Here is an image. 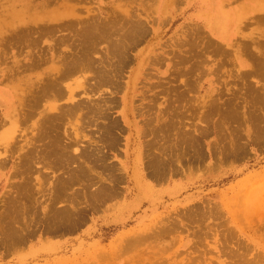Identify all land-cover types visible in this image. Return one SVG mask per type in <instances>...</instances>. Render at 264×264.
<instances>
[{"label": "rangeland", "instance_id": "obj_1", "mask_svg": "<svg viewBox=\"0 0 264 264\" xmlns=\"http://www.w3.org/2000/svg\"><path fill=\"white\" fill-rule=\"evenodd\" d=\"M200 4L216 8L215 13L224 19L225 27L233 36L230 42L211 32L208 20L202 19L210 17L211 12L200 11ZM198 10L202 15L197 14ZM53 11L72 15L63 18L65 24L52 20L48 22L51 25L45 24L39 28L34 24L35 30L31 28V31L23 24L27 16ZM84 20L89 24L93 22L104 26L114 23L112 27L115 30L108 26L106 28L110 33L116 31V34L111 36L112 33L109 35L107 32L109 36L106 33L105 39L97 41L100 43L98 45L93 38L94 45L92 39H83ZM59 23L65 27H60ZM52 24H59V28ZM133 27L135 33H132ZM127 30H131L132 35L135 34L133 38L137 41L139 38V41L131 43L129 37H126L129 41L125 39V36H130L129 31L126 34ZM122 41L126 45L124 42L121 45L128 46V60H121L112 52ZM90 43L93 44L91 47ZM84 55L87 56L86 62L88 60L86 67L82 71L79 68L66 81H59V71L62 72L66 61L72 57L79 60ZM242 60L247 63L242 66H250L248 70L241 68ZM31 62H34L35 68L26 70L25 66ZM263 62L264 0H0V88L6 91L10 89L15 98L18 95L24 99L30 86L33 109H41L34 114L38 125L47 117L45 113L49 112L46 110L59 107V113L73 106L69 99V88L74 91L76 103L83 101L84 105L80 112H76L77 115H61L57 126L54 121H46L40 126L41 129L34 126L36 140L32 139L30 129V147L33 140L37 154L34 161L37 163L35 182L39 187L38 192L19 193L14 187L10 188V183L18 185L21 181L11 176L16 164L21 162L18 154L8 164L12 167L7 175L4 174L9 166L0 169V218L6 216V221L11 219V227L18 228L22 233L25 232V228H22L24 225L27 224L28 228L26 241L21 243H11L0 229V264H264ZM116 63L118 68L115 67ZM102 70L120 75L114 79L115 87L103 82L105 86L101 85ZM55 77L59 79V88L63 89L62 95L57 93V89L56 92L52 90V83L57 82ZM193 78H199V82L207 79L208 96L202 98L201 89L193 90L187 85L193 83L190 82ZM82 82L85 83V90L79 88ZM180 88L187 91L181 92ZM128 92L135 96L137 109L138 104L144 103L139 98L145 95L161 94L166 101L185 94L182 102L187 114L186 111L181 114L180 110H172L167 116H156L152 111H147L146 115L140 116L137 110L136 115L129 118V126L121 111V97ZM177 103H181V99ZM85 105L91 111H86ZM179 106L178 109H181L182 103ZM83 109L90 112L89 116ZM1 110L0 107V128L5 123ZM228 113L235 118L229 119ZM217 120H220L219 123ZM160 121H163L161 132L156 126ZM49 122L51 125L54 123L52 129ZM106 126L114 139L119 141L111 137L104 140L108 139L104 132L108 128ZM49 128L51 130H47ZM0 130L2 132L3 128ZM40 134H44V137L40 138ZM45 135H49L46 140ZM55 136L58 145H61L59 148L56 141H51ZM182 136L188 140L196 136L195 140L198 139L200 145L194 143L200 146L202 158L197 155V148L193 147L195 145L191 141L190 144L187 141L182 143ZM156 137L161 139L157 138L154 142ZM127 139L130 141L128 147ZM23 141L20 138L18 145L24 144ZM111 141L114 147L108 145ZM48 146L49 149L54 146L58 148H55L56 156L64 155L63 148H66L69 157L73 155L78 159L70 162L69 166L64 164L67 162L63 159L65 155L60 161L56 156L51 159L49 155L45 156ZM135 147L143 151L144 160H147L146 157L166 158L172 181L186 184L187 188L170 192L171 195L165 197L156 196V192H148L146 196L144 192H103L97 196L100 193L96 192L98 176L104 177L102 181L112 177L107 175L110 172L89 160L92 155H105L106 161L123 166L127 150L133 157ZM95 148L101 149L96 151ZM0 149L1 152L4 150L3 147ZM32 150L31 147L30 153ZM184 150L189 151L190 155ZM89 155L91 157L88 158ZM49 161L58 164V167H51ZM81 164L88 171L87 174L82 173L83 180L80 178L75 182L68 189L69 192H56L57 187L63 185V178H67L73 170H79L77 166ZM92 165L95 167L92 168ZM80 173L81 170L77 174ZM182 175L186 177L185 180ZM120 180L119 185L127 188L125 179L121 177ZM153 185L155 187L156 184L153 182ZM51 189L54 192H50ZM74 189L76 192H73ZM21 193L31 196L28 195V198ZM12 194L22 197L14 199ZM106 194H110L108 198ZM12 197L13 203L10 202ZM16 199L22 202L16 204ZM23 199H29V202ZM136 199L143 201L139 209L121 211V204ZM15 218H19L20 223Z\"/></svg>", "mask_w": 264, "mask_h": 264}, {"label": "bare ground", "instance_id": "obj_2", "mask_svg": "<svg viewBox=\"0 0 264 264\" xmlns=\"http://www.w3.org/2000/svg\"><path fill=\"white\" fill-rule=\"evenodd\" d=\"M53 1V0H52ZM15 2V1H14ZM19 2V1H18ZM30 2H32V0H30ZM39 4V3H38ZM35 9V8H34ZM199 9H200V11H205V12H207V11H209V12H211V16L210 17H207V16H205V17H203L202 19L203 20H208V22H209V26H210V29H211V32L214 34V35H217V36H219L220 38H222V39H224V40H227L228 42H230L231 40H232V35H231V32H230V30L229 29H227L226 27H225V24H226V22L224 21V19L223 18H220V16H219V14H216L215 13V11H216V8L214 9V7H211V6H209V5H202V4H200L199 5ZM41 11V10H40ZM71 16L72 14H70V13H64V12H60V11H56V12H51V13H46V14H36V15H30V16H27V17H25V19H24V22H23V24L26 26V29L28 30V31H31V30H29V29H31V28H33L34 29V24H35V26H37L38 28H39V26H41V25H45V24H49L48 22L49 21H52V20H58V21H62V22H64V17L66 18V16ZM117 15V14H116ZM208 15V14H207ZM36 16V17H35ZM122 16V15H121ZM116 17V16H115ZM214 17H218V18H214ZM99 18V17H98ZM119 18H121V17H119ZM118 18V19H119ZM127 19V18H126ZM97 21V19L96 20H94V22H96ZM115 21V20H114ZM121 21V20H120ZM140 21V20H139ZM66 22V21H65ZM65 22L64 23H62V24H65ZM83 22V21H82ZM84 22H85V20H84ZM87 22V21H86ZM85 22V23H86ZM90 22L88 21V23H86V26L84 25V23H83V25L85 26L84 27V32L82 33V35H83V39L85 38V39H88V38H90V39H92L93 40V38L95 39V41H96V43H97V41L99 40H101L102 38H104V37H106V36H104V35H106V33L108 32V29L107 28H109V27H112L113 25H114V23H113V25L112 26H109L110 24L109 23H107V24H109V25H107V26H104L103 24H99V23H94V24H92L93 22H91V24H89ZM127 23V22H126ZM60 24V27H61V23H59ZM59 24H52V25H55L57 28L56 29H58L59 28ZM49 25H51V24H49ZM119 25V24H118ZM134 25V24H133ZM63 27H65L64 25H62ZM70 26V25H69ZM120 26V25H119ZM138 26V25H137ZM47 27V26H46ZM46 27H44V28H46ZM107 27V28H106ZM116 27H117V24H116ZM44 28H42V30L44 29ZM67 28H69V27H67ZM71 28H73L72 26H71ZM113 28V27H112ZM115 28V27H114ZM113 28V30H115ZM134 28V27H133ZM132 29V28H131ZM35 30V29H34ZM66 30V29H65ZM110 30H111V28H110ZM112 30V34L110 33V31L108 32L109 33V35L111 34V36H113V35H115L116 33V31H113ZM121 30V29H120ZM122 30H123V28H122ZM136 29L134 28V30L132 31V33L135 31ZM139 30V29H138ZM137 30V31H138ZM79 31V30H78ZM77 31V32H78ZM124 31V30H123ZM129 30H127V31H125L126 32V34H127V32H128ZM136 31V33L138 34L139 32H137ZM142 31V30H141ZM18 32V31H17ZM113 32H114V34H113ZM130 33V36H125V39H127L126 37H129L131 40H130V42L132 43V41L135 43V42H138L139 41V38L137 37V35H136V37L138 38V41L137 40H135V38H133V36L135 37V34L134 35H132V33H131V30L129 31ZM144 32V31H143ZM142 32V33H143ZM43 33H44V31H43ZM108 33H107V36H109L108 35ZM135 33V32H134ZM14 34H16V33H14ZM32 34V33H31ZM79 34V33H78ZM147 34V33H146ZM47 35H48V33H47ZM77 35V34H76ZM79 35H81V34H79ZM140 35V34H139ZM143 35V34H142ZM141 35V36H142ZM28 36V35H27ZM78 36V35H77ZM110 36V37H111ZM12 37V36H11ZM15 37V36H14ZM13 37V38H14ZM20 37H21V35H20ZM80 37V36H79ZM23 38V37H22ZM121 38H123V37H121ZM144 38V37H143ZM191 38V37H190ZM25 39V38H24ZM82 39V38H81ZM105 39V38H104ZM120 39V38H119ZM133 39V40H132ZM9 40V39H8ZM128 40V39H127ZM195 40V39H194ZM20 41V40H19ZM25 41V40H24ZM24 41H23V43H24ZM29 42V40H26V42ZM65 41V40H64ZM64 41H62V43H64ZM85 41V40H84ZM95 41L93 40V43H94V45L96 44L95 43ZM102 41V40H101ZM106 41V40H105ZM120 41H121V39H120ZM129 41V40H128ZM141 41V40H140ZM90 42V41H89ZM125 43V41H122V42H120V46H118V47H116V48H114L113 49V51L112 52H115L116 53V55L117 56H119L120 57V59L122 60V59H127L128 60V56H127V54H128V46L127 47H125V45H126V43H125V45L123 46V45H121V43L122 44H124ZM31 43V42H30ZM32 43H34V42H32ZM40 43V42H39ZM39 43H38V45H39ZM82 43V42H81ZM129 43V42H128ZM190 43H191V41H190ZM10 44H12V43H10ZM16 44V43H15ZM25 44V43H24ZM35 44H37V42L35 43ZM98 44H100V43H97L96 45H98ZM14 45V44H13ZM38 45H36V46H38ZM84 45H86V44H84ZM93 45V44H92ZM91 45V43H90V47L92 46ZM131 45V44H130ZM10 46H12V45H10ZM21 46V45H20ZM33 46H34V44H33ZM32 46V47H33ZM62 46V45H61ZM189 46V45H188ZM14 47V46H13ZM16 47V46H15ZM31 47V46H30ZM35 47V46H34ZM59 47V46H58ZM88 47V46H87ZM132 47H133V45H132ZM131 47V48H132ZM18 48V47H17ZM130 48V47H129ZM211 48V47H210ZM213 48V47H212ZM21 49H23V47L21 48ZM26 49V48H25ZM32 49V51H33V48H31ZM251 49V48H250ZM27 50V49H26ZM216 50V49H215ZM252 50V49H251ZM21 51V50H20ZM35 51V50H34ZM218 51V50H217ZM23 52H25V51H23ZM27 52V51H26ZM108 52V51H107ZM188 52V51H187ZM77 53V52H76ZM75 53V54H76ZM211 53V52H210ZM250 53V52H249ZM254 53V52H253ZM68 54H69V52H68ZM90 54V53H89ZM170 54V53H169ZM172 54V53H171ZM34 55V54H33ZM78 55V54H77ZM82 55V54H81ZM215 55V54H214ZM217 55V54H216ZM256 56H257V54H255ZM254 55V56H255ZM71 56V55H70ZM70 56H68V57H70ZM202 56V55H201ZM230 56V55H229ZM67 57V58H68ZM86 55H84L83 57H81V59H75L74 57H72L70 60H68V61H66L67 63L65 64V62H64V64H65V67H64V69L62 70V72L61 71H59L60 72V80L59 81H62L63 82V80L62 79H67V78H69V77H71L72 75H74L75 73H77V71H78V69L80 68V70L82 71L83 70V68L84 67H86L85 66V64L88 62V60H87V62H86ZM92 57V56H91ZM182 57V56H181ZM218 57V56H217ZM105 58V57H104ZM174 58H176V57H174ZM254 58V57H253ZM118 59V58H117ZM179 59V58H178ZM182 59V58H181ZM255 59H256V57H255ZM262 59V58H261ZM67 60V59H66ZM115 61H117V60H115ZM256 61V60H255ZM259 61V60H258ZM257 61V62H258ZM95 62V61H94ZM105 62V61H104ZM108 62V61H107ZM119 62H121V61H119ZM260 62V61H259ZM262 62V61H261ZM93 63V62H92ZM113 63V62H112ZM225 63V62H224ZM234 63V62H233ZM244 63V64H243ZM264 63V62H263ZM95 64V63H94ZM101 64V63H100ZM245 64H247L245 61H241V65H245ZM255 64H257V63H255ZM89 65H90V63H89ZM99 65V64H98ZM116 66L115 67H117V63L115 64ZM128 65V64H127ZM35 66V64H34V62H31V63H29V64H27L25 67H26V70L28 69V70H31L32 69V67H34ZM92 66H93V64H92ZM120 66L121 65H119V68H120ZM254 66V65H253ZM88 67V66H87ZM108 67H109V65H108ZM112 68H113V70H114V67H113V65L111 66ZM122 67V69H123V66H121ZM195 67V66H194ZM235 67V66H234ZM250 67V66H249ZM248 67V68H249ZM35 68V67H34ZM61 68H63V66L61 67ZM118 68V67H117ZM196 68V67H195ZM198 68V67H197ZM89 69V68H88ZM91 69V68H90ZM200 69V68H199ZM202 69V68H201ZM252 69V68H251ZM110 70V69H109ZM192 70H193V67H192ZM106 70H102L101 71V75H100V78H101V80L102 81H100V83H104V84H110L111 86H113V87H115V81L116 80H114L115 79V77L117 78V77H119V76H117L118 75V73L116 72V75H112V74H110L109 73V71L107 70V72H105ZM122 71V70H121ZM181 71V70H180ZM203 71V70H202ZM110 72H112V73H114L113 71H110ZM120 72V71H119ZM177 72V71H176ZM185 72V71H184ZM183 72V73H184ZM188 72H190V71H188ZM82 73V72H81ZM192 73V72H191ZM194 73V72H193ZM115 74V73H114ZM120 74V73H119ZM122 74V73H121ZM176 74V73H175ZM178 74H181V73H178ZM186 74V73H185ZM202 74H204V73H202ZM207 74V73H206ZM258 74V73H257ZM173 75V74H172ZM190 75V74H189ZM201 75V74H200ZM242 76H243V74H241ZM181 76V75H180ZM179 76V77H180ZM245 76V75H244ZM247 76V75H246ZM177 77V76H176ZM203 77V76H202ZM239 77V76H238ZM56 78V77H55ZM54 78V79H55ZM240 78V77H239ZM250 78V77H249ZM253 79H254V77H252ZM256 78V77H255ZM50 79V78H49ZM169 79V78H168ZM185 79V78H184ZM199 79V78H198ZM243 79V78H242ZM14 80V79H13ZM56 80H57V78H56ZM58 80H57V82L55 81V83H52V85L51 86H53V88L54 89H52V90H55V92H56V89L58 90V92L57 93H59L60 95H62L63 94V89H61V88H59V86H58ZM70 80V79H69ZM97 80V79H96ZM99 80V79H98ZM177 81H178V79H176ZM244 80V79H243ZM25 81V80H24ZM41 81V80H40ZM54 81H52V82H54ZM66 81V80H65ZM68 81V80H67ZM169 81V80H168ZM176 81V82H177ZM62 82H60V83H62ZM188 82V81H187ZM186 82V83H187ZM190 82H191V80H190ZM193 82V81H192ZM72 83V82H71ZM99 83V82H98ZM101 84L102 86L104 85V84ZM180 83V82H179ZM195 83V82H194ZM193 83V84H194ZM223 83V82H222ZM241 83V82H240ZM68 84V83H67ZM247 84H249V82L247 83ZM61 85V84H60ZM76 85V84H75ZM78 85V84H77ZM100 85V84H99ZM100 85V86H101ZM165 85V84H164ZM185 85V84H184ZM45 86V85H44ZM105 86V85H104ZM107 86H109V85H107ZM110 86V88H112ZM187 86V85H186ZM190 86V85H189ZM253 86V85H252ZM30 86H28L27 87V91L25 92L26 94H25V97H24V99H21V98H19L18 97V95H16V98H15V95L13 94L14 92H12V90H10V89H8L7 91L6 90H4L2 87L0 88V107H1V111H2V113H3V115H4V120H5V123L1 126V128H3V130H2V132H0V147H3V151L1 152V149H0V169H3V168H7L9 165L8 164H10V162L12 161V159L14 158V156H15V154H18L19 155V158H20V163H17L16 164V166L14 167V172H13V174L11 175V176H13L14 178H20V184H18V185H13V183H10L9 184V186H11L10 188L12 189L13 187H14V189H15V191L16 192H33V190H32V184H31V178H30V176L31 175H33V173H32V166H31V162H32V160H31V155H32V153H30V148L32 147H30V143H29V140L27 139V138H29L28 136V133H29V131H28V129H29V126H30V122H31V120H32V117H33V115L35 114V112L37 111V113L41 110H34L33 108H34V103H32V97L30 96V88H29ZM61 87H63L62 85H61ZM118 87V86H117ZM192 87L194 88H196L197 87V85L196 86H193L192 85ZM200 87V86H199ZM47 88V87H46ZM65 88V87H64ZM79 88H83L84 90L86 89L85 88V83H81L80 84V86H79ZM87 88H89V87H87ZM123 88V87H122ZM1 89H3V90H1ZM47 89H49V88H47ZM66 89V88H65ZM64 89V90H65ZM116 89V88H115ZM50 90V89H49ZM44 91H46V90H44ZM43 91V92H44ZM65 91H67V90H65ZM166 91H167V89H166ZM232 91V90H231ZM262 91V90H261ZM76 92V91H75ZM40 93V92H39ZM46 93H47V91H46ZM68 93L70 94L69 95V99L71 100V102L73 103V106L71 107V108H68V109H66V110H64V111H60L59 113H58V111H59V107H52V108H50L49 110H46V112H49L48 114L47 113H45L46 115H47V117L45 118V119H43V120H41V122H43V123H45L46 121H54V122H56V126H57V121H58V119H60L59 117L61 116V115H63L64 117H68L69 115L71 116V115H75L76 114V112L77 111H79L80 109H82V106H83V108H84V105H82L83 104V101H81L80 103H76V101H75V94H74V91L73 90H70V88L68 89ZM146 93V92H145ZM169 93V92H168ZM198 93V92H197ZM223 93V92H222ZM42 95H44V93L42 94ZM45 95H48V94H45ZM54 95H56V93L54 94ZM60 95H58V98H59V96ZM64 96V95H63ZM256 96V95H255ZM31 97V98H30ZM42 97V96H41ZM222 97V96H221ZM248 97H249V95H248ZM257 97V96H256ZM256 97H254V98H256ZM115 98H117V97H115ZM155 98V97H154ZM261 98V97H260ZM37 99V98H36ZM39 100H41L40 98H38ZM53 99V98H52ZM259 100V97H257L256 98V100ZM34 100V99H33ZM155 100H156V98H155ZM241 100V99H240ZM256 100H254V101H256ZM43 101V100H42ZM54 101V100H53ZM94 101V100H93ZM92 101V102H93ZM201 101V100H200ZM213 101H215V100H213ZM37 102V101H36ZM44 102V101H43ZM89 102V101H88ZM111 102V101H110ZM156 102V101H155ZM212 102V101H211ZM236 102V101H235ZM182 103V102H181ZM181 103H179L180 105H181ZM201 103V102H200ZM230 103V102H229ZM256 103H258L257 101H256ZM33 104V105H32ZM40 104H42V103H40ZM88 104V103H87ZM91 104V103H90ZM102 104V103H101ZM121 104V103H120ZM225 104V103H224ZM228 104V103H227ZM236 104V103H235ZM234 104V105H235ZM248 104V103H247ZM263 104V103H262ZM127 105V101H124V108H125V106ZM154 105V104H153ZM226 105V104H225ZM233 105V104H232ZM37 106V105H36ZM86 106V105H85ZM150 107H151V105H149ZM155 106V105H154ZM217 106V105H216ZM252 106V105H251ZM255 107H256V105H254ZM41 107V106H40ZM89 107V106H88ZM94 107V106H93ZM93 107H90V108H92V110H93ZM101 107V106H100ZM100 107H99V109H100ZM104 107V106H103ZM106 107V106H105ZM170 107V106H169ZM178 107H180V106H178ZM178 107H177V109H178ZM228 107V106H227ZM230 107H232V106H230ZM95 108V107H94ZM98 108V107H97ZM144 108V107H143ZM146 108V107H145ZM166 108V107H165ZM168 108V107H167ZM249 108V107H248ZM86 111H89V110H87V106H86ZM85 109H83L84 111H85ZM169 109V108H168ZM185 109H187V108H185ZM190 109V108H189ZM189 109H187V110H189ZM197 109V108H196ZM261 109V108H260ZM96 110V109H95ZM109 110V109H108ZM107 110V111H108ZM222 110V109H221ZM51 111H53L52 113H50ZM85 111V112H86ZM91 111V110H90ZM94 111V110H93ZM136 111V110H135ZM177 111V110H176ZM192 111H193V109H192ZM223 111V110H222ZM80 112V111H79ZM95 112H98V113H100L99 111H95ZM137 112V111H136ZM169 112V111H168ZM87 113V112H86ZM90 113V112H89ZM89 113H87L86 115H88ZM107 113V112H106ZM179 113V112H178ZM186 114H187V111L185 112ZM193 113V112H192ZM222 113V112H221ZM224 113V112H223ZM230 113V112H229ZM229 113H228V115H229ZM44 114V115H45ZM79 114V113H78ZM161 114V113H160ZM196 114V113H195ZM231 114V113H230ZM43 115V114H42ZM77 115V114H76ZM35 116V115H34ZM89 116V115H88ZM87 116V117H88ZM187 116V115H186ZM185 116V117H186ZM196 116V115H195ZM230 116V115H229ZM228 116V118L230 119V118H235V117H231L232 116V114H231V116L229 117ZM234 116V115H233ZM102 117H104V116H102ZM106 117V116H105ZM173 117H174V115H173ZM227 117V116H226ZM237 117V116H236ZM34 118V117H33ZM72 118V117H71ZM74 118V117H73ZM108 118V117H107ZM160 118V117H159ZM176 118V117H175ZM182 118H184V117H182ZM188 118V117H187ZM260 118V117H259ZM65 119V118H64ZM63 119V120H64ZM224 119V118H223ZM227 121H228V119L227 118H225ZM3 120V121H4ZM187 120V119H186ZM68 121V120H67ZM173 121V120H172ZM218 121H220V120H217V122ZM258 121H259V119H258ZM51 122H49V124L51 123ZM77 123V122H76ZM175 123H178V122H175ZM219 123V122H218ZM259 123V122H258ZM257 123V124H258ZM54 124V123H53ZM53 124L51 125V129L53 128ZM60 124V123H59ZM172 124V123H171ZM255 124H256V122H255ZM256 124V125H257ZM260 124V123H259ZM258 124V125H259ZM47 125V124H46ZM170 125V124H169ZM182 125V124H181ZM223 125V124H222ZM260 125H262V124H260ZM259 125V126H260ZM39 127L41 126V125H38ZM80 126V125H79ZM208 126V125H207ZM236 126V125H235ZM55 127V126H54ZM58 127H59V125H58ZM58 127H56V128H58ZM106 127H108V126H106ZM111 127V126H110ZM264 127V126H263ZM262 127V129H264ZM0 128V129H1ZM63 128H65V126L63 127ZM121 128V127H120ZM146 128V127H145ZM205 128V127H204ZM252 128V127H251ZM40 129H41V127H40ZM50 128L49 129H47V130H51ZM241 129V128H240ZM261 129V130H262ZM54 130V129H53ZM52 130V131H53ZM58 130V129H57ZM118 130V129H117ZM158 130V129H157ZM1 131V130H0ZM104 131V130H103ZM160 131V130H159ZM203 131V130H202ZM256 131H257V129H256ZM24 132V135L22 134ZM105 133H106V135L105 136H107V138L108 139H104V140H109V138L111 137V139H113V140H116V139H114V136H113V134L112 133H110V129H109V127L108 128H106V131H104ZM44 133V132H43ZM208 133V132H207ZM232 133H233V130H232ZM28 135V136H27ZM56 135V134H55ZM143 135V134H142ZM156 135V134H155ZM165 135V134H164ZM221 135V134H220ZM255 135V134H254ZM258 135V134H257ZM40 136H41V134H40ZM160 136H161V134H160ZM203 136V135H202ZM22 139V140H24L23 141V143L24 144H21L20 143V145H18V141H19V139L20 138ZM43 137H44V134H43ZM47 137H49V135L47 136ZM46 135H45V140H46ZM159 137V136H158ZM158 137H156L155 138V141L154 142H156V139L158 138ZM172 137V136H171ZM204 137V136H203ZM206 137V136H205ZM255 137V136H254ZM38 138V137H37ZM42 138V137H41ZM194 138L196 139V136H194ZM198 138V137H197ZM159 139V138H158ZM157 139V140H158ZM160 139H161V137H160ZM159 139V140H160ZM178 139V138H177ZM190 139V138H189ZM195 139H190V140H188L187 139V137H185V138H183V136H182V138H181V141H182V143H183V141H187V142H189V144H190V141L195 145V146H193V147H195V149H196V151H197V155H200V158H202L203 156H202V150L201 149H199V145H200V143L198 142V139H197V141L195 140ZM31 140V139H30ZM36 140V139H35ZM48 140H50V139H48ZM54 140V142L56 141L57 142V145H58V141H57V137L55 136L54 138H52L51 139V141H53ZM59 140V139H58ZM103 140V139H102ZM101 140V141H102ZM168 140V139H167ZM171 140V139H170ZM169 140V141H170ZM116 141H119L118 139L116 140ZM181 141H180V143H181ZM194 141L196 142V143H199V145L197 144H195L194 143ZM159 142V141H158ZM187 142H185V143H187ZM52 143V142H51ZM115 144L117 143V142H114ZM148 143H151V142H148ZM177 143V142H176ZM201 143H202V140H201ZM32 144V143H31ZM107 144V143H106ZM157 144V143H156ZM227 144V143H226ZM69 145V144H68ZM110 147H111V145L113 146L114 144H113V141H111V143H109L108 144ZM107 145V146H108ZM153 145H155L154 143H153ZM232 145V144H231ZM236 145V144H235ZM235 145H234V148H235ZM51 146H53V145H51ZM59 146H61V145H58V148H59ZM64 146V145H63ZM66 146H67V144H66ZM91 146V145H90ZM108 146V147H109ZM180 146H181V144H180ZM212 146V145H211ZM217 146V145H216ZM240 147H241V145H239ZM34 147V146H33ZM32 147V148H33ZM92 147V146H91ZM97 147V146H96ZM98 147H100V146H98ZM114 147V146H113ZM154 147H156V146H154ZM192 147V146H191ZM223 147H224V145H223ZM229 149H230V145H228L227 146ZM55 148L56 149H58L56 146H54L53 148H50L49 149V146H48V154L47 153H45V156H48L49 155V158H53V156H54V158H58L59 159V161H60V158L62 159L63 157H64V155H65V157L63 158L64 160H66L67 162L65 163L64 161V164H68V166L70 165V162H73V161H76L75 159H78V158H73V155L72 156H68L67 155V153H68V149H66V148H63V150H64V152H63V154L64 155H61V157L60 156H56V153H57V151L55 150ZM101 148H103V147H101ZM101 148H95V150L97 149V150H99V149H101ZM151 148L153 149V147L151 146ZM167 148V150H168V146L166 147ZM172 148V147H171ZM174 148V147H173ZM178 148V147H177ZM233 148V149H234ZM244 148H246V147H244ZM94 149V148H93ZM181 149V148H180ZM179 149V150H180ZM191 149V148H190ZM221 149H224V148H221ZM237 149H239V147L237 148ZM35 150V149H34ZM33 150V151H34ZM90 150V149H89ZM96 150V151H97ZM165 150V149H164ZM173 150H175V149H173ZM188 150H189V148H188ZM217 150V149H216ZM226 150V149H225ZM235 151H237L236 150V148L234 149ZM242 150H243V148H242ZM32 151V152H33ZM37 151V150H36ZM43 151H45V150H43ZM92 151V150H91ZM159 151V150H158ZM166 151V150H165ZM176 151H178V150H176ZM185 151V150H184ZM187 151V150H186ZM184 152V153H188V152ZM190 151H192V149L190 150ZM204 151V150H203ZM234 151V152H235ZM39 152H40V150H39ZM70 152V151H69ZM99 152H101V151H99ZM104 152V151H103ZM173 152V151H172ZM205 152V151H204ZM220 152V151H219ZM232 152V151H231ZM243 152V151H242ZM33 153H35V152H33ZM84 152H82L81 153V155L83 154ZM176 153V152H175ZM191 153V152H190ZM240 153V152H239ZM47 154V155H46ZM86 154V153H85ZM186 154H185V156H186ZM189 154V153H188ZM187 154V155H188ZM234 154V153H233ZM34 155V154H33ZM90 155H91V153H90ZM88 156V158L89 157H91V156ZM180 155H181V153H180ZM190 155V154H189ZM56 156V157H55ZM93 157H91L89 160L91 161H95V166L97 165V166H100L101 167V169L102 170H104V171H108V173L109 174H107L108 176H110V177H112L111 179H107V181H110L109 182V184L106 182V180L105 181H102L103 180V176L101 175V177L100 176H98L99 178V181L97 182V183H99V187L97 188V190H96V192H100L97 196H99V195H101L103 192H112V190L114 191V186H112L113 184V182L115 181V180H117V174H116V168H115V166L113 165H109L108 163H107V161H106V159H107V157L105 156V155H99L98 153L96 154V156L95 155H92ZM167 156V155H166ZM195 156V155H194ZM204 156H205V154H204ZM82 157H83V155H82ZM170 157V156H169ZM172 157H174L173 155H172ZM176 157V156H175ZM181 157V156H180ZM234 157H235V155H234ZM36 158V157H35ZM46 158V157H45ZM152 158H154L155 159V157H152ZM191 158V157H190ZM199 158V156L196 158V160ZM209 158V157H208ZM83 159V158H82ZM109 159V158H108ZM182 159V158H181ZM233 159V158H232ZM56 160V159H55ZM87 160V159H86ZM157 159H155V161L153 162L152 161V163H151V165H153V168H157V170L156 171H158V172H156V174H158V173H160L161 171H162V167H164V162L163 161H156ZM201 160V159H200ZM40 161H42V160H40ZM88 161V160H87ZM91 161V162H92ZM172 161V160H171ZM198 161V160H197ZM202 161V160H201ZM56 162V161H55ZM80 162V161H79ZM89 163V162H88ZM185 163V162H184ZM193 163V162H192ZM45 164V163H44ZM48 164L51 166V167H53L55 164L54 163H51L50 161L48 162ZM84 164H86V162L84 163ZM167 164H168V162H167ZM186 164V163H185ZM190 164V163H189ZM33 165V164H32ZM58 164H56L55 166H57ZM90 165V164H89ZM159 165H161V166H159ZM166 165V164H165ZM169 165V164H168ZM184 165V164H183ZM95 166H93L92 165V168L93 167H95ZM11 167L12 166H9L8 167V169L5 171V174L4 175H7L8 174V170H10L11 169ZM36 167V166H35ZM58 167V166H57ZM66 167H67V165H66ZM87 167V166H86ZM159 167H161L162 169H159ZM77 168H79V170H81V173L80 174H77L78 173V171L79 170H73V172H71L70 174H69V176L67 177V178H65V179H63V185H61V186H59V187H57V189H56V192H66V191H68V189L69 188H71V186L72 185H74L75 184V182H78V180L82 177V173H84V174H87V172L88 171H86V168L85 167H83L82 166V164L80 165V166H77ZM168 168V167H167ZM166 169V168H165ZM71 171V170H70ZM86 171V172H85ZM96 171V170H95ZM95 171H93V172H95ZM150 171H153V170H150ZM165 171V170H164ZM163 171V172H164ZM100 172V171H99ZM166 172V171H165ZM98 173V172H97ZM77 174V175H76ZM90 174H91V172H90ZM99 174H101V173H99ZM163 175V174H162ZM95 177V176H94ZM109 177V178H110ZM10 178V177H9ZM82 179V178H81ZM115 179V180H114ZM10 180V179H9ZM83 180V179H82ZM80 181V180H79ZM13 185V186H12ZM141 187V186H140ZM37 190V189H36ZM38 191V190H37ZM10 192V191H9ZM12 192V191H11ZM50 192H54V190H52L51 189V191ZM21 193V195H24V194H22ZM35 193V192H34ZM13 196H14V194H12ZM21 195H19V196H21ZM29 195V194H28ZM28 195H24L25 197H28ZM107 195L108 194H106V197H107ZM110 195V194H109ZM108 195V196H109ZM18 195L16 194V196H14V199H15V197H17ZM17 197V198H20V197ZM29 196H31V194L29 195ZM22 197V196H21ZM92 197V196H91ZM96 197V196H95ZM95 197H93V199L95 198ZM24 198V197H23ZM29 198V197H28ZM92 199V200H93ZM13 200V197L11 198V200H10V202ZM17 200V202H16V204L17 203H19L18 201H21L22 202V200H19V199H16ZM23 200H25V199H23ZM28 200V202H29V199H27ZM27 200H25V201H27ZM30 200H32V199H30ZM96 200H98V198L96 197ZM14 201V200H13ZM13 201L11 202V203H13ZM31 202V201H30ZM27 203V202H26ZM10 204V203H9ZM19 205V204H18ZM23 206V204H20V206ZM11 207V206H10ZM25 208V207H24ZM70 209V208H69ZM79 210V209H78ZM51 211V210H50ZM68 211H72V209L71 210H68ZM76 211V210H75ZM62 212V211H61ZM67 213V212H66ZM74 213V212H73ZM70 214V213H69ZM194 214V213H193ZM11 216V215H10ZM12 217V216H11ZM13 217H14V215H13ZM12 217V218H13ZM17 217V216H16ZM59 217H60V215H59ZM5 218H6V216H4L3 218H0V224H1V222H2V224H1V228L0 229H2V233L1 234H4V237H5V239H7V240H9L11 243H15V242H22V241H26V236H27V224H26V226L24 225L22 228L24 229L25 228V232H23L22 233V231H20L18 228L17 229H15V228H13V227H11V219L9 220V219H7V220H9V221H6L5 220ZM8 218V217H7ZM10 218V217H9ZM192 218H195V216L193 217L192 216ZM16 219H18V222H19V218H15V220ZM21 219V218H20ZM60 219H62V217H60ZM21 221H22V219H21ZM16 222H17V220H16ZM20 223V222H19ZM45 223V222H44ZM16 224H18V223H16ZM47 224V223H46ZM20 226H21V224H19ZM61 228V225H59V228L58 229H60ZM167 228H168V226H167ZM53 229V228H52ZM3 237V238H4ZM142 238V240L143 239H145V238H143V237H141ZM141 238H139L140 240H141ZM6 240V241H7ZM128 241V240H127ZM8 242V241H7ZM18 245V244H17Z\"/></svg>", "mask_w": 264, "mask_h": 264}, {"label": "crops", "instance_id": "obj_3", "mask_svg": "<svg viewBox=\"0 0 264 264\" xmlns=\"http://www.w3.org/2000/svg\"><path fill=\"white\" fill-rule=\"evenodd\" d=\"M197 14L202 15L199 10H198ZM200 15H199V18H200ZM195 16L197 17V15H195ZM240 66H241V68H244L245 70L249 69L248 67L242 66L241 63H240ZM191 81H193V83L194 82L195 83L194 84L193 83H191V84L187 83V85L188 86L190 85L191 89H193V90H196V89L200 90L201 89V97L202 98L204 96L209 95V86H208L209 83H208L207 79L203 78L199 82L198 78H193ZM192 85L193 86L197 85V87L193 88ZM187 89H189V88H187ZM179 91L185 92L187 90H186V88H184V89L180 88ZM131 94L132 93H130V92H128L127 94L124 93L121 97V101H122V110L121 111L124 113V117L126 118L125 119L126 123H128V122L130 123L129 118L135 116L137 110L140 111V114L137 113V115H140V116L146 115L147 111H152L153 115L156 114V116H167L169 114V112H171L172 110H174V111L180 110L181 114H184L183 112L186 111L183 108V102H182L183 100H185V98H184V97H186L185 94H181L182 98L180 95H178L177 97H172V98H170V100L168 99L166 101H164V98L162 97L161 94L160 95H154V96H146L145 95L144 98H139V100L143 101L144 103L138 104L137 105L138 109L135 108L136 103H134L136 101V98L134 95L131 96ZM154 97L156 98V100ZM180 99L182 102V107H181V109H176L179 106L177 101H179ZM124 101H127V105L125 106V109L123 107ZM168 101H171V102L168 103ZM149 105H151V107ZM141 107H144V109H141ZM44 111L45 110H43V112ZM121 116L123 117L122 113H121ZM33 117H35V116L33 115ZM33 117H32V120L30 122V126H29L28 131H30V129H31V132L33 135L32 139L34 140L36 137V135H34V126L37 128L39 126L37 124L38 122L36 123V121L34 120ZM162 123H163V121H160L156 125L157 129H159L160 132L162 131L161 130ZM42 124H43V122H42ZM42 124H41V127H42ZM129 126H131V124H129ZM41 137L43 138L42 135L40 136V138ZM29 138H27V139L29 140V143H30ZM33 140L31 141L32 147L35 144ZM128 141L129 140L127 139V143H126L127 147H128ZM129 148H130V146H129ZM32 149L34 150V147ZM30 150H31V148H30ZM33 152H32V162H31L33 164V165L31 164V166H32L31 171H32L33 175H31V181H32L31 184H32L33 192H38L37 190L39 189V187L37 185V181L35 182V172L37 171V163L34 161L35 157L37 158V156H36L37 154L35 155V153H33ZM132 156L133 157L130 156V154L128 153V150H127V155H125V157L123 158V160H124L123 166H117L116 164H113V162L107 161V163L109 165L113 164L115 166L116 174H117V180L114 179L115 181L112 183L113 184L112 186L115 187L114 191L112 190V192H144L145 196L148 194V192H156L155 193L156 196L165 197V195L170 196L171 195L170 192H180V190L187 188L188 185H186V184H182L180 182H173L172 181V177L170 176L171 173L169 172V165H168L169 162L167 164L166 158L161 159V158L155 157V159H157L156 160L157 162L160 160L164 162L163 163L164 167H162L163 169L161 167H159V169H162V171L160 173L156 174V172H158V171H156L157 168H153V165H151L152 161L153 162L155 161L154 158L145 156L147 158V160H144L143 159V151L142 150L140 151L136 147L133 149ZM159 166H161V165H159ZM150 170H153V171H150ZM121 177H123L125 179V181L127 182V185H125L127 188H123V187H121V185H119V182L121 181L120 180ZM182 177L184 180L186 179V177H184L183 175H182ZM63 179H65V178H63ZM106 182L109 184L110 181H106ZM153 182H154V184H156L155 187L153 185ZM157 182H159V185L157 184ZM122 189H124V190H122ZM66 192H69V190ZM73 192H76L75 189L73 190ZM140 196L142 197V194H140ZM108 197L109 196L107 195V198ZM141 203H143V201L141 199H138V200L136 199L134 201L123 203V204H121V211H126V212L132 211L133 212L136 209L140 208V206L142 205Z\"/></svg>", "mask_w": 264, "mask_h": 264}]
</instances>
